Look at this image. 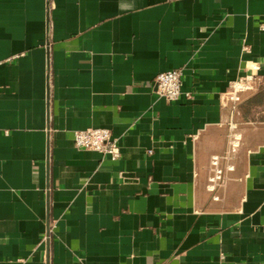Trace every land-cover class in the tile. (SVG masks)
Wrapping results in <instances>:
<instances>
[{"label":"crops","instance_id":"1","mask_svg":"<svg viewBox=\"0 0 264 264\" xmlns=\"http://www.w3.org/2000/svg\"><path fill=\"white\" fill-rule=\"evenodd\" d=\"M262 23L264 0H0V264H264ZM169 68L192 98L156 91ZM91 126L118 159L75 145Z\"/></svg>","mask_w":264,"mask_h":264},{"label":"built area","instance_id":"2","mask_svg":"<svg viewBox=\"0 0 264 264\" xmlns=\"http://www.w3.org/2000/svg\"><path fill=\"white\" fill-rule=\"evenodd\" d=\"M264 29V23L260 24ZM183 70L181 68H169L157 73L154 77L156 91L168 100H176L182 94L188 98L193 97L190 90H183ZM261 77L254 71L247 72L231 81L228 89L221 95V101L224 105H232L233 113L230 118V144L232 148L238 146L240 142V133L237 130L240 120H242L241 109L238 103L242 100L245 93L258 88ZM224 95L227 99H224ZM75 145L79 148L93 149L104 154L110 155L112 159H118L121 156V146L118 139L113 135L110 127L91 126L75 129L73 132ZM228 153L225 155L215 154L212 158L213 173L210 176L209 187L215 189L224 178L225 169H233L234 164H221L220 159H228Z\"/></svg>","mask_w":264,"mask_h":264},{"label":"trees","instance_id":"3","mask_svg":"<svg viewBox=\"0 0 264 264\" xmlns=\"http://www.w3.org/2000/svg\"><path fill=\"white\" fill-rule=\"evenodd\" d=\"M261 99V98H260Z\"/></svg>","mask_w":264,"mask_h":264}]
</instances>
